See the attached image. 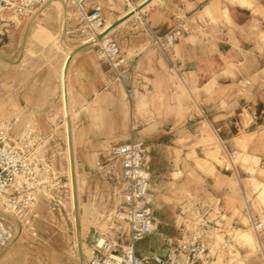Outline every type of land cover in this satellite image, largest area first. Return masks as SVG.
Returning a JSON list of instances; mask_svg holds the SVG:
<instances>
[{
  "label": "rangeland",
  "instance_id": "374dc122",
  "mask_svg": "<svg viewBox=\"0 0 264 264\" xmlns=\"http://www.w3.org/2000/svg\"><path fill=\"white\" fill-rule=\"evenodd\" d=\"M96 1L106 26L115 17L119 0ZM205 12L208 27L216 19ZM222 15L229 22L225 9ZM138 19L130 31L120 34L126 62L121 86L112 73L98 66L94 47L80 42L84 23L72 3L51 0L31 16L13 18L10 11L0 15V127L16 141L31 131L30 156L49 170L41 180L48 175L60 179L53 196L44 187L34 190L33 204L21 215L10 210L0 213L13 231V238L0 248V264H85L96 233L107 231L114 222L122 190L112 166L110 176L97 167L98 150L129 135L144 146L155 145L151 178L156 181L149 183L160 228L155 243L164 231L176 240L195 236L208 241L212 264H264L240 188L253 212L264 218V66L245 78L251 82L245 88L215 86V71L210 68L203 75L204 83L198 79L192 85L183 71L178 74L160 55L147 23ZM113 27L112 23L108 33ZM135 45L145 47V60L135 52ZM68 53L65 114L60 66ZM123 88L133 92L132 98ZM228 92L240 99L230 112L235 115L231 122L207 117L201 107L217 103L231 107L222 100ZM242 97L250 100V108L242 107ZM211 123L221 126L227 151ZM65 125L70 129L67 134ZM146 137L152 140L147 142ZM68 143L72 157L66 152ZM69 161H73L74 184ZM207 207L211 210L204 215ZM3 208L1 204L0 212ZM219 209L222 214L216 213ZM205 219L211 222L200 227ZM237 230L252 234L253 248L235 239Z\"/></svg>",
  "mask_w": 264,
  "mask_h": 264
},
{
  "label": "built area",
  "instance_id": "2783aa9c",
  "mask_svg": "<svg viewBox=\"0 0 264 264\" xmlns=\"http://www.w3.org/2000/svg\"><path fill=\"white\" fill-rule=\"evenodd\" d=\"M51 0H0V13L9 8L13 18L31 16L41 10ZM72 3L84 23L80 29V42L99 38L94 44L96 57L105 63L110 71L119 76L118 67L122 63L120 48L110 33H103L105 20L99 4L85 8L87 0H61ZM181 35L179 27H173L162 35L150 32L152 45L169 59V50ZM34 136L27 131L22 140L11 138L0 127V203L5 209L21 215L33 204L32 192L44 187L51 196L57 193L58 181L48 175V167L35 163L30 156ZM148 152L140 143L128 140L102 149L96 165L109 176L110 167L119 173L122 183L121 198L115 208L114 222L105 232L96 233L90 245V255L86 264H212L209 243L195 236L185 240L165 239L159 250L146 255L136 251L138 240L149 235L155 228L156 214L152 207L153 195L149 191ZM211 210L207 207L203 214ZM219 213V210L216 211ZM218 216V215H217ZM211 222L205 219L200 227ZM215 224V222H213ZM250 224L255 232L258 245L264 246V218L252 216ZM218 226V225H216ZM13 238L12 229L0 217V248ZM221 245H226L222 240Z\"/></svg>",
  "mask_w": 264,
  "mask_h": 264
},
{
  "label": "crops",
  "instance_id": "0c3cea01",
  "mask_svg": "<svg viewBox=\"0 0 264 264\" xmlns=\"http://www.w3.org/2000/svg\"><path fill=\"white\" fill-rule=\"evenodd\" d=\"M129 3H131V7H129ZM94 4H98L96 0H87L85 2V8H90ZM117 4L118 7L113 11L115 17L111 23H118L114 25L110 34L116 40L118 46L120 34L124 33L125 35L126 32L130 31V25L137 24L139 17L147 23L149 33L153 32L157 35H162L173 27H179L181 29L182 36L178 37L177 41L174 43V47L169 50V59L164 57L163 54L155 46L154 47L165 61L171 64L173 69H177L178 74L179 71H183L190 79V84L192 85L197 84L198 79L204 83L207 77L203 75L206 69L210 68L215 71L213 78L215 86H219L220 88L234 86L235 88L239 85L245 88L251 83L245 78L253 75L259 67L264 66V0H249L247 3L228 0H119ZM133 7L138 9L135 13L131 11ZM223 9L227 12L229 22L225 21L223 18ZM206 10L211 13V16H215L216 19V21L211 23L208 27H205V24L209 23L210 20L205 12ZM102 15L105 20L103 12ZM184 26H187V29H184ZM117 35L119 37H117ZM89 46L94 47L92 50L98 66L102 67L105 72L109 74L112 73V77L118 82H123L126 62L122 56L121 50L120 56L122 57V63L118 67L119 76L117 77L108 69L105 63L96 57L97 47L95 45ZM135 52L140 53L142 55V60H145L147 51L144 46L137 45L135 47ZM70 58L71 55L69 54L63 71L65 113L66 109L68 110V105L65 94L64 75L66 65ZM229 96L230 92L225 95L223 94L222 100H225L228 106H231L230 108H222L218 106L217 103L215 106L209 105L201 107L202 111L206 113L207 117L215 116L220 123L224 121L223 119H225L226 123L231 122V118L235 117V115H231L230 112L232 110L234 111V109L239 106L240 99L236 100L234 96ZM242 107L250 108V100L244 97ZM211 129L222 147L227 151L226 144L221 137V126L211 123ZM129 138L137 142L132 135H129L128 139ZM149 140L152 139L150 137L145 138V141L148 142ZM138 143L145 147L149 155L147 161L149 172L148 188L153 195V201L154 192L149 186V183L152 181L154 184L156 181L155 178H151V176L155 175V170L153 168L155 167L154 158L156 157L155 154H153L156 152L155 145L148 144L144 146L141 142ZM87 148L88 146L84 149L88 151ZM102 149L98 150V155ZM240 188L245 202L248 224L251 227L250 219L257 214L253 212L241 185ZM153 210L157 216V210L154 207ZM219 213L222 214L223 210L219 209ZM218 229L221 230V228ZM253 233L257 241L255 232L253 231ZM156 237L157 235L149 234L138 240L136 243L137 253L146 255L153 251H157L160 249L165 239H173L170 238L169 233L166 231L162 233L157 243H155ZM258 251L264 259V248L262 250L258 245Z\"/></svg>",
  "mask_w": 264,
  "mask_h": 264
},
{
  "label": "bare ground",
  "instance_id": "6f19581e",
  "mask_svg": "<svg viewBox=\"0 0 264 264\" xmlns=\"http://www.w3.org/2000/svg\"><path fill=\"white\" fill-rule=\"evenodd\" d=\"M147 3V2H146ZM140 7V6H139ZM138 10V9H137ZM137 10H135V11H137ZM5 11H10L11 12V10L9 9V8H5V9H3L2 11H1V13H0V15L2 14V13H5ZM132 11V10H131ZM134 12V11H133ZM131 15V14H130ZM112 27V23L111 22H107V24H106V26H105V29L103 30L104 32L103 33H108V31H109V29ZM99 38H95L94 39V41H92V40H84L83 41V43H85V47H88L89 45H94L96 42H97V40H98ZM84 46V45H83ZM83 49V48H82ZM78 52H76L75 54H77ZM68 57H69V53L68 54H66L64 57H63V60H62V63H61V66H60V84H61V88H62V90H63V71H64V66H65V64H66V62H67V60H68ZM74 58V57H73ZM174 70H176L175 68H174ZM122 86H123V84L121 83V82H119ZM125 90V89H124ZM125 92H126V95H127V97L128 98H131V96H132V92H128V91H126L125 90ZM63 98V107H62V111L65 113V106H64V91H63V96H62ZM66 114V113H65ZM70 116V115H69ZM67 125H68V123H66ZM67 125H65L66 126V134H67V132H68V126ZM70 130V129H69ZM70 133V132H69ZM66 136V135H65ZM70 137V136H69ZM66 139L68 140V139H70V138H67V136H66ZM70 141V140H69ZM69 144V143H68ZM66 152H67V155L70 157L71 156V152H72V147H71V145L69 144V145H67V149H66ZM73 155V154H72ZM72 157V156H71ZM68 160H69V158H67ZM72 162L73 161H69L68 162V164H67V170H68V173H69V179H70V183L72 182H74V180H73V165H72ZM74 184V183H73ZM73 184H70L71 186L73 185ZM73 187V186H72ZM71 190H72V188H71ZM73 191V190H72ZM74 191H75V187H74ZM76 192V191H75ZM71 194H72V199H73V201H74V194L72 193V192H70ZM71 199V200H72ZM75 203V202H74ZM1 205V204H0ZM77 206V205H76ZM4 207V206H3ZM4 210H2L0 213H2L3 215H5L4 213L5 212H3V211H6L7 209H5V207L3 208ZM2 218H4L3 216H1ZM158 225H159V219H158V217L156 218V224H155V228H154V230L150 233V234H154L155 235V233L160 229V228H158ZM235 233V232H234ZM235 235V239L236 240H239L238 242H240L241 244H243V246L245 245V246H247V248H253L254 247V240H253V236H252V234L250 233V232H248V231H242V230H237L236 231V233L234 234ZM86 264V263H85Z\"/></svg>",
  "mask_w": 264,
  "mask_h": 264
},
{
  "label": "water",
  "instance_id": "95a60500",
  "mask_svg": "<svg viewBox=\"0 0 264 264\" xmlns=\"http://www.w3.org/2000/svg\"><path fill=\"white\" fill-rule=\"evenodd\" d=\"M117 23H118V22H116V23H113V25H116ZM81 264H84V263H82V262H81Z\"/></svg>",
  "mask_w": 264,
  "mask_h": 264
}]
</instances>
